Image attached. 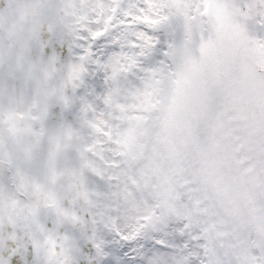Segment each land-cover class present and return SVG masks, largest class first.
Returning a JSON list of instances; mask_svg holds the SVG:
<instances>
[{"label":"snow or ice","instance_id":"obj_1","mask_svg":"<svg viewBox=\"0 0 264 264\" xmlns=\"http://www.w3.org/2000/svg\"><path fill=\"white\" fill-rule=\"evenodd\" d=\"M0 264H264V0H0Z\"/></svg>","mask_w":264,"mask_h":264}]
</instances>
